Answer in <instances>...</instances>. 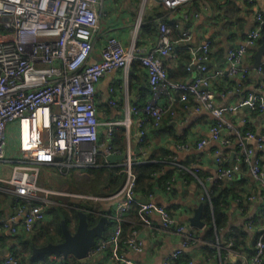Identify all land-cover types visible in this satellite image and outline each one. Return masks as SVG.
<instances>
[{"label":"built area","instance_id":"2783aa9c","mask_svg":"<svg viewBox=\"0 0 264 264\" xmlns=\"http://www.w3.org/2000/svg\"><path fill=\"white\" fill-rule=\"evenodd\" d=\"M103 1L0 0V162L11 165V175L7 180L10 188L0 189L17 198L10 213L2 219L0 232L31 234L51 218L48 208L52 201L48 195L54 192L38 184L42 165L54 166L62 172L70 168L94 167L99 156L108 162L106 156L118 154L110 143L117 126L128 130L135 125L136 141L140 143L146 138V126H158L161 116L175 101L184 103L186 109L211 114L215 121L209 128L210 138L223 144L228 143V140L222 138L221 130L232 129V125L223 116L232 107L215 104L211 90L212 80L247 73V68L239 67V62L246 55L247 49L257 45L264 15L261 12L256 14V25L248 32L241 46L228 49V70L208 69L210 49L209 43L204 42L192 64L186 67L187 71L197 70V74L187 81H172L168 78L162 60L168 58L174 62L177 50L171 43L170 30L164 22L158 24L159 35L153 47L137 44L140 24L137 21L128 47L123 46L118 37L108 36L101 49L100 60L88 62L93 51V37L98 28V12ZM149 1L179 11L189 0ZM181 13L185 16L183 11ZM192 13L195 18L198 17L195 11ZM188 35L189 33L184 32L182 38L185 39ZM136 61L146 70L153 99L140 107L133 105L130 108L134 119L128 115L121 120L104 122L106 140L101 142L98 137L100 121L94 103L95 86L107 72L126 70ZM262 66L264 56L257 67L259 74L264 73ZM262 92L264 77L258 80L254 92L240 98L239 106L262 110ZM162 96L163 103H158ZM190 101L193 103L188 104ZM172 120L173 116L168 121ZM11 124L16 127L18 136L17 150L14 152L10 151L7 133ZM24 127L25 137L22 136ZM235 134L243 157L236 154L234 163L225 166L220 152L215 150L217 169L214 179L233 180L240 171L241 162L249 166L248 171L260 192L251 193L247 199L253 201L258 197L260 217L247 218L244 222L248 230L255 229L258 232L254 252L247 264H261L264 257V170L259 160L253 156V150L245 143L249 139H255L257 147L261 149L264 147V135L251 131L242 134L238 130H235ZM205 143L206 140L202 139L197 142V146L201 147ZM175 146L185 145L177 143ZM171 158L176 160L175 156ZM124 160L126 179L119 192L122 198L116 202L114 212L106 215L112 224L111 231L108 236L96 242L87 258L93 260V256L106 252L113 264H137L122 251L126 247L129 252H141L142 241L137 236L136 227L127 235L123 241L124 246L119 249L122 222L135 223L129 214L136 212L141 224L152 227V217L157 215L163 229L170 230L173 227L172 232L182 236L180 247L163 258L162 264H171L198 238L192 229L184 224H177L169 210L153 203L151 195L145 202L137 197L133 189L132 159L128 152ZM230 245L227 244L228 247ZM0 264H17V260L9 253ZM231 264L238 262L233 260Z\"/></svg>","mask_w":264,"mask_h":264},{"label":"crops","instance_id":"0c3cea01","mask_svg":"<svg viewBox=\"0 0 264 264\" xmlns=\"http://www.w3.org/2000/svg\"><path fill=\"white\" fill-rule=\"evenodd\" d=\"M231 1L232 4H229L226 0L228 5L224 6L221 11L218 8L209 11V8L203 5L200 12L196 11L198 14L197 18H195L192 13L193 19L188 21L189 24L181 21L184 19L179 15L182 14V11L185 14L188 13L185 9L174 13L172 18L176 17L175 27L177 26L176 29H179L181 33V40L178 36L180 33H178L172 36L171 41H174L172 43L175 47L179 45L180 49L178 47L177 49L181 51V55L184 53L190 55L191 61L189 65L192 64L199 47L204 42H208L210 49L208 61L210 67L208 69L210 71L221 68L228 70V62L226 61L228 49L241 46L248 32L254 27L256 14L261 12L264 15V0ZM223 2L224 1H221V3ZM144 3L142 2L141 4ZM138 4L139 0L103 1L98 12L99 23L97 31L94 33L93 51L89 57V63L98 62L100 60L101 49L108 36L118 37L122 45L128 47L135 23L137 21L141 23V17L145 12V8H150V5H145V3L142 6V12L139 13L140 5ZM135 19L136 21L134 22ZM159 22L161 21L159 20ZM184 32L189 33L188 37L185 39L182 38ZM142 39L144 42L142 43L144 44L143 46L147 48L153 47L156 43L155 37ZM258 45L251 49H247L246 55L239 62V67L247 68L246 74L243 76L239 74L225 76L212 80V92L214 93L215 104L222 107H232V109L226 110L223 114L224 119L232 125V129L223 128L221 130L222 138L228 140L227 144H223L220 141L217 142L210 138L209 128L215 120L211 114L206 111L195 112L191 108L186 109L182 105V102L179 101L172 103L168 111V114L173 116L171 122H162L156 127L151 126V124L146 126L147 135L144 140L145 142L142 144L136 141L135 125H132L128 130H125L121 126L115 128V130L123 129L124 131V156H126L128 152L132 160L146 162L149 160L151 154L162 156L161 152L166 150L168 153L162 159L171 152L183 167L188 168L191 174L194 173V170H196V172L198 171V173H194V180L189 181H186L180 177V175H173L171 182L167 185H170L168 188L165 184L161 187L157 186L151 195L153 203L161 205L169 210L173 214L177 224H184L189 229H192L194 233L198 234V240L190 243L183 251L186 257L184 258L186 259L184 263L231 264L234 260L238 262V264H247L253 251V242L250 250L247 251L244 245H239V249L232 250L233 244L230 240L227 242H224L225 240L220 242L202 241L201 236H203V227L197 228L191 226L189 224V218L193 215V211L198 204L202 202V197L208 192V188L212 182L211 180H213L216 175L217 163L215 162V150L220 152L222 162L230 166L234 163V156L242 152L241 147L238 146L239 139L235 134V130H238L242 134L246 131H251L257 135H264V107L262 110H256L250 107L239 106L240 98L250 92H254L258 80L264 77V73L259 74L257 68L253 67V56ZM162 61L166 70H173L176 67V65H174L176 63L175 61L172 62L168 58H164ZM134 65L133 63L130 68L126 70H111L107 72L95 86L94 103L97 117L100 121L98 126V137L100 140H103L102 142L106 140L104 122L109 120H121L128 115L134 119L135 116H133L130 108L133 105L140 107L153 99L150 94L145 68L141 66V69L136 71ZM196 74L197 71L194 70L189 78L187 75L185 80L184 76L181 79L187 81ZM179 78V75H174L175 81H180ZM261 97L264 102V92L261 93ZM111 101H113V103H111ZM163 101V96L158 99V103H163ZM192 103L193 102L189 104ZM241 120L244 122H241ZM13 127V124L9 125L7 131L10 141L11 134L9 132ZM202 139H205L206 143L198 147L197 142ZM177 143L184 144L185 146L176 147L175 145ZM245 144L253 150V156L259 160L264 170V147L259 149L255 139H249ZM11 150H13V148H11ZM116 161L123 160L116 159L113 162ZM165 165H169V163H165ZM165 165L164 171L169 168V166ZM10 169V164L0 162V187L8 185L7 180L10 176ZM40 171L41 179H39V182L44 183V187L47 188L54 186V180L60 181L62 185H67L68 180H70L69 177L73 173L75 174L76 171H78L79 174L85 175L84 172L76 169H65L61 172L54 166L48 164L42 165ZM45 174H47V180L45 178L42 180V176H45ZM240 174V179L243 178L244 181L236 185L241 190L243 198L241 199V204H239L240 202L237 199L231 200L227 209V227L219 233L220 236L229 229L238 231L243 228L247 232H252L245 227V220L247 218L257 219L260 217L258 211L260 205L258 197L253 201L246 199L247 194H257L260 192V189L252 179L249 171H242ZM48 177L51 178L49 181ZM61 179H65V181ZM76 188L77 186H74L75 191ZM121 188L107 196L93 194V205H99V207L105 211L110 210V213L112 211L114 212L116 202L122 198L119 194ZM0 190L3 191L2 189ZM3 194L4 193L0 192V213L3 208L2 205H5L3 202L5 196H3ZM95 201L99 202L95 203ZM85 202L92 204L90 201L85 200ZM6 212L5 207L3 212L4 215H6ZM134 218L136 217L134 216ZM135 223L138 225L136 230L139 240L142 241V250L138 253L133 251L129 252L128 248L124 247L122 251L126 252L127 256L133 259L137 264H162L166 254L180 247L182 236L172 232L171 229H173V227L170 228V230L163 229L161 227L160 218L157 215L152 217V227H147L138 220ZM111 226V222L108 221L104 235L99 239L109 235ZM0 233L1 236L2 232ZM4 233L9 234L7 232ZM247 242L248 238L245 239V243ZM228 243L231 244L230 247L227 246ZM14 245L12 239L4 240L0 237V261L10 253ZM222 246H227V248ZM220 250H224L225 252L223 257ZM47 257L57 259L65 256ZM92 261L93 264L97 262L113 264L107 257L106 252H101L93 256Z\"/></svg>","mask_w":264,"mask_h":264},{"label":"trees","instance_id":"16d2710c","mask_svg":"<svg viewBox=\"0 0 264 264\" xmlns=\"http://www.w3.org/2000/svg\"><path fill=\"white\" fill-rule=\"evenodd\" d=\"M221 1H224L221 3ZM229 4H232L231 0H227ZM205 5L209 8V11L215 10V8L221 9L228 5L226 0H189L187 4L182 6L181 8L185 9L188 13L185 14H179L180 17L184 20V22L190 21L193 19L192 11L200 12L202 9V6ZM150 7V6H149ZM150 11V12H149ZM178 12V9H168L165 8L161 3L153 4L150 8H145V12L143 13L141 17V23L138 30L137 35V44L139 46H143L144 43L142 38L152 37L157 38L159 35L158 30V24L159 20L161 22L166 23L168 29L170 30V39H172V36H175L176 34L180 33L179 29H176L175 27V18H172L174 13ZM191 13V14H189ZM159 19V20H158ZM264 23V22H263ZM260 23V34L261 36L264 33V24ZM189 24V23H188ZM256 24H254L255 26ZM181 33L178 35L179 39L181 40ZM174 42L173 40L171 43ZM173 44V43H172ZM260 44V38L257 40V45ZM144 47V46H143ZM179 49V45L177 46ZM176 47V49H177ZM177 49V57L175 59L176 67L172 69H167L168 72V78L172 81L174 80V75H179L180 81H184L186 76H191L192 72L195 69H190L189 71L186 70V67L190 64L191 57L187 53H184L181 55V51ZM198 52V51H197ZM135 70L138 71L141 69V65L139 62H134ZM137 65V66H136ZM208 67L209 64H208ZM262 70L264 71V66H262ZM197 71V70H196ZM182 80L181 78H183ZM212 90V86H211ZM191 103V101L189 102ZM188 103V104H189ZM184 106V103H182ZM171 106V105H170ZM170 109V107H169ZM258 110V109H256ZM169 111V110H168ZM168 111L161 116L160 123L167 122V119L171 118V114H168ZM142 116V115H140ZM215 121V120H214ZM159 123V125H160ZM148 125V123L146 122ZM124 131L123 129H117L114 130L113 136L110 139L111 146L113 150L118 154H123L125 149V140H124ZM145 139H143L141 144ZM162 156L160 155H154L151 154L149 157V160L146 162H141L137 160H132L131 162V173L134 180V192L139 198H148L150 195L153 194V191L156 189L157 186L161 187L163 184L166 186L171 182V179L173 178V175H180L183 179L186 181L194 180L193 176L194 173L197 172H191L188 171V168L186 167H180L182 166L177 160H172V156L174 154L171 152L169 155H167L164 159H162L168 152L166 150H163ZM241 157H243V153H239ZM165 163H169V165H165ZM164 165L169 166L168 169L164 171ZM225 165V164H224ZM227 166V165H225ZM74 169V168H70ZM85 170V175H87L89 178L88 186L87 188L89 191L88 193L90 195L93 194H99L102 196H107L110 194H113L117 190H119L126 179V172H125V166L123 165L122 161H116L113 163L106 162L104 158L99 156L98 163L94 167L89 168H80ZM249 166L245 162H241L240 164V171H248ZM237 172L235 174V178L233 180H222V179H213L211 180V185L208 188V192H206V195L202 197V213H201V220L204 223L203 226V236H201L202 241H231L232 242V250L233 249H239V245H244L245 249L247 251L250 250L251 244L253 242V251L254 252V246L255 241L257 239L258 232L253 229L252 232H247L243 228L238 231H233L232 229H229L225 231L226 233H223L222 236L219 235V233L224 230L227 227V209L228 206L231 203V200L237 199L239 200V204H241V199L243 198V194L241 193V190L236 184L242 183L244 179H240L241 172ZM2 188H10L7 186H1ZM4 193L3 196V202L5 205H2V210L0 213V225L2 219L7 216L11 208L14 204L17 202V198L15 195L8 193L7 191H1ZM6 194V195H5ZM251 194V193H250ZM250 194H247L250 195ZM246 196V199H247ZM20 201V199H18ZM8 202V203H7ZM3 203V204H4ZM7 203V204H6ZM72 206L69 208V214L64 213L61 211V208H54V213L51 214V218L49 221L45 222L39 230H37L34 233L31 234H5L2 232V235L0 236L1 239L4 240H10L14 242V247L10 251V254L14 256L17 260V264H93V261L91 258H84L78 260L74 256H65L61 258H50L47 256H32V247H40L44 246L47 243H59L63 240V234L61 231V218L65 221V224L67 228L69 229L68 224L70 222L74 223V229L76 227L77 223V211L83 210L88 217V225L93 226L98 219L101 216L109 215V211L102 210L99 205H93L86 202L81 203H70ZM6 207V215H4V208ZM76 208H78L76 210ZM53 209V208H52ZM113 212V211H112ZM111 212V213H112ZM130 218L136 222L137 221V214L136 212H133L131 214ZM134 216L136 218H134ZM107 217V216H106ZM108 219V218H107ZM139 221V218H138ZM110 222V221H109ZM135 227H138L136 223H126L122 222V235H121V242L119 245V249H121L124 246L123 241L126 239L127 235L134 230ZM1 234V233H0ZM196 237L198 238V234H196ZM248 238V242L245 243V239ZM253 239V240H252ZM233 240V241H232ZM264 241V237H263ZM192 243V242H191ZM222 257L224 256L225 252L224 250H220ZM251 253V255H252ZM185 254H181L179 258L176 260H173L171 264H183L186 262L184 259ZM261 264H264V257L261 262Z\"/></svg>","mask_w":264,"mask_h":264},{"label":"water","instance_id":"95a60500","mask_svg":"<svg viewBox=\"0 0 264 264\" xmlns=\"http://www.w3.org/2000/svg\"><path fill=\"white\" fill-rule=\"evenodd\" d=\"M264 24V23H263ZM264 56V34L260 37V44L255 50L253 67L257 68L261 64ZM247 107V106H245ZM123 154H111L106 156L108 162H113L116 159L123 160ZM146 201V198H142ZM202 203L194 209L193 215L189 218L191 226L202 228L204 226L201 220ZM77 223L74 231H70L64 220H61V231L63 240L59 243H47L41 247L32 248V256H74L77 259L87 258L90 250L96 244L97 240L104 235L107 227L108 219L106 216H101L98 221L93 225H88L87 214L83 210L77 211Z\"/></svg>","mask_w":264,"mask_h":264},{"label":"rangeland","instance_id":"374dc122","mask_svg":"<svg viewBox=\"0 0 264 264\" xmlns=\"http://www.w3.org/2000/svg\"><path fill=\"white\" fill-rule=\"evenodd\" d=\"M142 2L144 3V0H139V4H138V5H140V12L139 13L142 12V6L145 3H146L145 5L149 4L150 7H152L154 4L153 2H150L149 0H145L144 4H141ZM135 21H136V19L134 20V22ZM9 133L11 134V141L9 140L10 151L14 152L17 150V145H18V136H17L16 127L14 126ZM102 141L103 140H101V142ZM11 148H13V150H11ZM124 161L125 160L123 159L122 163H124ZM6 164H8V163H6ZM76 170H79L81 172H85L84 169H76ZM40 174H41V171H40ZM10 175H11V169H10ZM9 178H10V176H9ZM43 178H45L47 180V174H45V176H42V180H43ZM69 178H70V180H68L67 185H62L60 181L54 180L55 184L53 183L54 186L51 188L44 187V185H45L44 183L38 182L40 187L52 190L54 192L53 194L48 195V198L51 199V201H52L51 205L48 208L49 213H54V211H55L54 208L59 207V208H61L62 212L69 214V208H70V206H72L70 203H77L78 204L81 202H85V200H86V201L92 202V204H93V196L88 193L89 190L87 189L90 187V186H88V181H89L90 177H88L87 175L79 174L78 171H76V173L75 174L73 173ZM71 178H73L74 180ZM39 179H41V177H39ZM50 179L51 178L48 177V181ZM61 180L65 181V179H61ZM72 184L74 186H77L76 191H75L74 186ZM81 198H84V199H81ZM97 202H99V201H95V203H97ZM77 209L78 208H76V210ZM61 220H63V218H61ZM44 223H45V221L43 222V224ZM68 226H69L70 231H74V223L70 222V224H68Z\"/></svg>","mask_w":264,"mask_h":264},{"label":"bare ground","instance_id":"6f19581e","mask_svg":"<svg viewBox=\"0 0 264 264\" xmlns=\"http://www.w3.org/2000/svg\"><path fill=\"white\" fill-rule=\"evenodd\" d=\"M0 33H1V31H0ZM25 134H26V129H25V127H24L23 132H22V136L25 137ZM7 203H8V202H7Z\"/></svg>","mask_w":264,"mask_h":264}]
</instances>
